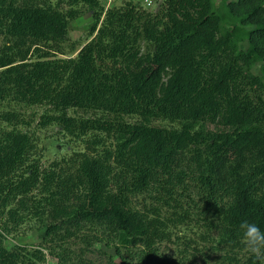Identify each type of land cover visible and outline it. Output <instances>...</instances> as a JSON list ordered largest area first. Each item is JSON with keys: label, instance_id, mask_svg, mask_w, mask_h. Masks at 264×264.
Instances as JSON below:
<instances>
[{"label": "trees", "instance_id": "obj_1", "mask_svg": "<svg viewBox=\"0 0 264 264\" xmlns=\"http://www.w3.org/2000/svg\"><path fill=\"white\" fill-rule=\"evenodd\" d=\"M69 3L94 19L75 56L59 53L76 8L0 0V102L46 106L39 123L85 145L43 167L22 111L0 109V264L45 261L5 243L32 219L46 240L102 231L151 260L193 222L227 253L264 252V0ZM68 248L53 264L74 262Z\"/></svg>", "mask_w": 264, "mask_h": 264}, {"label": "rangeland", "instance_id": "obj_2", "mask_svg": "<svg viewBox=\"0 0 264 264\" xmlns=\"http://www.w3.org/2000/svg\"><path fill=\"white\" fill-rule=\"evenodd\" d=\"M44 1V0H41ZM62 9L72 7L78 10L77 16L70 20L67 38L60 44L59 53L61 56H75L79 48L92 38L90 25L93 22L92 10L88 5L79 3L71 6L69 0H46ZM0 36V43L4 42ZM44 105H26L17 102H0V109H19L26 119V122L19 127L34 134L38 139L39 152L42 155L43 167H48L52 161L62 156L70 155L73 150L85 149L84 142L70 137L56 123L41 125L39 123L41 115L46 111ZM70 113H74L70 110ZM80 114H92L90 112L78 111ZM135 121L137 117H128ZM161 124L173 125L169 121H161ZM36 219L28 220L19 224L10 223L5 233V243L12 248L16 245H23L33 252L43 251L45 261H38L32 258V264H53L58 261L51 250L60 252L65 246L75 260L72 264H116L110 258L115 253L116 246L120 248V258L118 260L126 264H161L166 256L179 261L180 264H247L250 258L260 256L261 264H264V252L258 248H245L230 251L218 246L217 239L213 237L205 238V226L202 223L191 224L188 228H178L177 234H173L170 240H164L156 245L154 260H151L149 249L145 245L133 248L121 246L114 234L96 230H83L74 235L66 243L49 241L42 236L43 229ZM79 254L83 256L79 257ZM232 257V258H231ZM74 259V258H73Z\"/></svg>", "mask_w": 264, "mask_h": 264}, {"label": "built area", "instance_id": "obj_3", "mask_svg": "<svg viewBox=\"0 0 264 264\" xmlns=\"http://www.w3.org/2000/svg\"><path fill=\"white\" fill-rule=\"evenodd\" d=\"M102 3L105 5V9L112 7L114 5H120L126 1H134L142 5L144 8L147 9H156L163 0H101Z\"/></svg>", "mask_w": 264, "mask_h": 264}]
</instances>
